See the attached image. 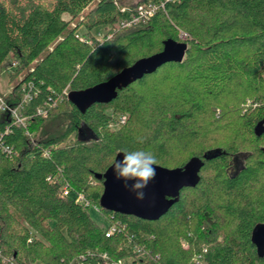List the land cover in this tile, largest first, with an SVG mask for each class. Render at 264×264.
I'll list each match as a JSON object with an SVG mask.
<instances>
[{
    "label": "trees",
    "instance_id": "1",
    "mask_svg": "<svg viewBox=\"0 0 264 264\" xmlns=\"http://www.w3.org/2000/svg\"><path fill=\"white\" fill-rule=\"evenodd\" d=\"M95 1L0 0V74L9 70L12 81L23 72L8 94L24 85L33 94L32 136L16 126L3 134L13 152L0 151V264H106L100 252L124 264H264L252 241L264 223V0L168 1L130 26L120 25L122 0H97L75 22ZM184 34L182 62L111 102L82 112L67 98L66 89L107 80ZM55 100L47 116L36 112ZM109 109L129 117L110 128ZM122 149L149 151L169 168L199 158L200 181L156 220L105 209L97 174ZM77 192L127 229L106 236L109 224L97 223Z\"/></svg>",
    "mask_w": 264,
    "mask_h": 264
},
{
    "label": "water",
    "instance_id": "2",
    "mask_svg": "<svg viewBox=\"0 0 264 264\" xmlns=\"http://www.w3.org/2000/svg\"><path fill=\"white\" fill-rule=\"evenodd\" d=\"M188 48L189 45L185 39L167 38L163 41V48L160 51L139 58L107 80L84 89L70 90L67 98L82 112L95 103L111 102L117 97L119 90L146 74L155 72L163 64L182 62ZM123 155V151H119L114 160H122ZM112 164L103 174H97L98 178H104V190L100 197L101 207L122 214L156 220L175 203L183 188L194 187L199 183L202 161L199 158H193L185 167L175 168L160 164L153 165L156 174L143 189V199H137L136 193L130 190L132 181H128V187H126L124 180L116 178ZM252 241L259 255L264 256V223H258L255 226Z\"/></svg>",
    "mask_w": 264,
    "mask_h": 264
},
{
    "label": "built area",
    "instance_id": "3",
    "mask_svg": "<svg viewBox=\"0 0 264 264\" xmlns=\"http://www.w3.org/2000/svg\"><path fill=\"white\" fill-rule=\"evenodd\" d=\"M168 1L175 0H160L159 2L140 3L136 6L121 5L120 10L128 15L120 21V25L130 26L132 24L144 22L153 16L159 9L165 8V3ZM115 3L120 5L118 0H115ZM111 35L112 34H109L108 36L110 37ZM14 65H16V62L12 63V66ZM22 90L23 94H3L0 90V114L4 123L3 127L0 128V151L7 154H12L13 145L3 142V134L11 133L13 126L23 128V130H25V134L32 136V133L29 130L31 114L28 112V107L33 94H30V92L26 90L25 85L23 86ZM65 92L66 95H68L69 90L66 89ZM56 104V100L54 102L45 101L36 109V112L38 114L47 116L50 109L56 106ZM120 120L122 123H124L125 116H123ZM44 154L49 155V150L45 149ZM63 191L64 194H70L72 192V188L69 183H65ZM75 199L77 202L83 203L86 206H93L96 209H99L98 205H94L86 198L83 193H75ZM126 229V223L121 220H116L115 222H112L108 225L105 230V234L106 236H111L120 230ZM133 238L134 235H128L126 237L127 243L130 244ZM100 257L105 260L106 264H124L122 259L111 260L110 256L106 252H100ZM11 264H13V262ZM78 264L84 263L79 262Z\"/></svg>",
    "mask_w": 264,
    "mask_h": 264
},
{
    "label": "clouds",
    "instance_id": "4",
    "mask_svg": "<svg viewBox=\"0 0 264 264\" xmlns=\"http://www.w3.org/2000/svg\"><path fill=\"white\" fill-rule=\"evenodd\" d=\"M124 155L122 160L113 161L112 167L117 179L126 182L132 181L130 190L136 193L137 199L144 198L143 189L155 177V168L157 164L156 157L149 151L122 149Z\"/></svg>",
    "mask_w": 264,
    "mask_h": 264
},
{
    "label": "rangeland",
    "instance_id": "5",
    "mask_svg": "<svg viewBox=\"0 0 264 264\" xmlns=\"http://www.w3.org/2000/svg\"><path fill=\"white\" fill-rule=\"evenodd\" d=\"M96 1L93 2L89 7H87L86 10L84 11V13L80 17H78L77 20H75V22H77L79 19H81L84 16V14L96 4ZM138 1L139 0H122L124 5H129V6H133ZM117 27H118V24L114 25V28L112 29V31H109V34H112V32H115L117 30ZM83 30H84L83 26L78 28V33L80 35H82V37L84 36ZM94 33H96L98 36L102 37L105 32H103V31L98 32V31L94 30ZM181 37H182V39H186V34L182 35ZM22 74H23V72L19 76L15 77L12 81H9L10 71L7 69L3 70L0 74V90H1V92L3 94H8L12 90V88L15 87V84L21 79ZM109 111L113 114L112 119L110 121V128H116V127L124 124L125 122L122 123L120 120L123 116H125V121L129 117L128 113L121 112L119 110L114 111L113 109H109ZM250 147H252V145H250ZM183 155H180V157H183ZM94 205H98V204L94 203ZM98 207H99V209H96L95 207L91 206L88 209L89 213H90L91 217L97 221V223H99L103 227H106L109 224V221L105 218V216L100 211V206H98ZM137 249L138 248H136V250Z\"/></svg>",
    "mask_w": 264,
    "mask_h": 264
},
{
    "label": "bare ground",
    "instance_id": "6",
    "mask_svg": "<svg viewBox=\"0 0 264 264\" xmlns=\"http://www.w3.org/2000/svg\"><path fill=\"white\" fill-rule=\"evenodd\" d=\"M13 63V62H12ZM12 65V64H11Z\"/></svg>",
    "mask_w": 264,
    "mask_h": 264
}]
</instances>
